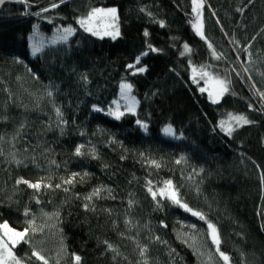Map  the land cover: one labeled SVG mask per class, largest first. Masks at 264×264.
Segmentation results:
<instances>
[{
  "label": "trees",
  "instance_id": "obj_1",
  "mask_svg": "<svg viewBox=\"0 0 264 264\" xmlns=\"http://www.w3.org/2000/svg\"><path fill=\"white\" fill-rule=\"evenodd\" d=\"M96 8H116L117 24L93 35L79 20ZM201 19L206 40L192 27V0H24L0 8V223L43 228L13 247L23 264H43L28 259L34 248L48 264H75L73 254L80 264H224L208 222L230 264H264V0H204ZM62 28L74 29L67 40L30 53L29 38L34 44L37 32ZM116 30L115 39L104 35ZM213 80L228 91L211 94ZM121 82L137 106L116 119L105 110ZM234 116L250 123L238 127ZM166 126L176 139L163 135ZM73 173L80 176L64 184ZM21 178L52 187L35 190L17 184ZM166 180L206 220L154 200L148 182L157 190Z\"/></svg>",
  "mask_w": 264,
  "mask_h": 264
},
{
  "label": "snow or ice",
  "instance_id": "obj_2",
  "mask_svg": "<svg viewBox=\"0 0 264 264\" xmlns=\"http://www.w3.org/2000/svg\"><path fill=\"white\" fill-rule=\"evenodd\" d=\"M4 2H5V0H0V4H3ZM61 2H63V0H61ZM192 4H193V11L196 12V14H197V21L195 23H193L192 27L195 29L196 33L201 36L202 39L206 40V37L204 36V33H203V23H202V19H201V9L204 6V0H192ZM52 7L55 8V7H57V5L55 3H53ZM44 11H47V9H44ZM97 14L108 15V16H111L113 19H115L116 14H117V9L116 8H109V9L96 8V9H93L90 13H88L87 17H85L84 19H81L79 21L81 26L84 27L86 31L93 32V35H98L99 33L93 31V29L91 27H89L88 25L90 24L91 20ZM160 25H161V27H163L164 22L160 21ZM73 31H74V29H72V28L64 29V34L61 35L59 37V39L60 40H67L68 35H70ZM104 35H110V36H112L113 39H115L116 36L119 35V31L118 30H116L115 32L106 31L104 33ZM144 35L145 36L148 35L147 31H145ZM53 43H55V41H53ZM208 47L212 48L211 43L208 44ZM184 49H185V53L191 51L187 44L184 45ZM149 50L150 51H159L158 49L152 48L150 45H149ZM40 51H41V49L39 47L33 46V48H32V54L33 55H36ZM185 53H181V55H184ZM146 54L147 53H143L142 55H146ZM213 55L216 56L215 50H213ZM216 58L219 59L220 57L216 56ZM136 59H137V63H139L140 57H137ZM17 62H21V61H17ZM128 67L133 68V67H135V65H128ZM145 70L146 69L144 67H140V68L136 69L137 72H144ZM193 71L195 72V69H193ZM205 75H207L206 72H201L202 77ZM85 79H86V77H85ZM217 83L221 86L220 87V94H223L224 92L228 91L227 86H226V81L218 80ZM120 87H121L122 93H126L127 90H130L132 86L130 84H127V83H122ZM201 91H204V89H201ZM48 95H51V92H49ZM261 95L264 96V93H261ZM93 107L96 111H103L102 109H98L95 106H93ZM56 111H57L58 115H61L59 109H56ZM127 111L133 112L134 111V105H129L127 107ZM108 115L114 116L116 119H120L124 115V112H121L119 110V107H117L115 110H109ZM231 119L236 121L238 127L242 126L243 124L250 123V121L247 120L244 116H234V117H231ZM137 124H140L141 127H144L145 129L147 128V125L143 124L139 120L137 121ZM221 129L223 131L227 132L229 135H231L232 131H233V129L231 127H225L223 122L221 123ZM164 131L167 134H171V135L175 134L173 132V129L171 128V126L166 127L164 129ZM82 147L83 146H78L75 149L76 155H83V152L81 151ZM141 155H143V154H141ZM121 158L123 159V157H121ZM183 159L184 158L177 160L176 163L177 164L182 163ZM148 162L156 168L161 167V164L155 160H151ZM85 175H87V174L85 173ZM78 176H80L79 173H73L72 176L69 179L63 181V183L71 185L75 182L76 177H78ZM16 183L17 184L24 183V184L28 185L29 188H32L35 190H40L42 186L45 188H51L52 187V185L50 183L49 184H43L42 181H37L35 183H32L30 181L24 180L23 178L17 180ZM163 185H164V187L159 188L157 190H153V188L151 186V181L148 182V189L147 190L152 195L154 200L159 195L161 198L168 199L173 204H176V205L184 208L186 211L191 212L192 215L197 216L199 219L206 220V216L202 212L193 211L191 208L188 207L187 204L183 203L182 198L180 196L179 189L173 184V182L171 180L163 181ZM61 186L62 185H60V184L56 185L57 188H60ZM64 190L68 191L67 188H65ZM100 191H101V189H99V188L95 189L93 191V193L90 196L85 197V199L91 200L93 196H98L100 194ZM157 203L159 205V201ZM85 207L87 208L88 205L86 204ZM28 214H29V212H28V210H26L25 216H27ZM191 227L195 228V225H192ZM0 229L3 230V235L0 236V264H23V261L15 256V254L13 252V247L21 241L28 242L29 237H30V233H36L38 231L43 232V228L38 227L34 220H28L27 226L24 228L23 231H16L14 229H10L7 225V222L0 224ZM208 237L211 239L213 245H215V252L218 254L219 259L222 260L224 262V264H230L229 255L220 251V234H219V231H218L216 225L211 223V222H208ZM185 242H187V241H185ZM105 243L107 244V242H105ZM9 244H11L12 247H9ZM107 247L109 249H112V245H110V244H108ZM33 258L37 261H42L43 264H48V260L45 258V256L42 255L40 251L35 250V248L33 249L31 256L28 259L31 260ZM73 258H74L75 264H80L81 257L79 255L73 254Z\"/></svg>",
  "mask_w": 264,
  "mask_h": 264
},
{
  "label": "rangeland",
  "instance_id": "obj_3",
  "mask_svg": "<svg viewBox=\"0 0 264 264\" xmlns=\"http://www.w3.org/2000/svg\"><path fill=\"white\" fill-rule=\"evenodd\" d=\"M100 9H109V8H100ZM85 17H81V19H84ZM79 20V21H80ZM117 24V15H116V18L113 19L111 16H108V15H104V14H97L90 22V24L88 25L89 27H91L93 29V31H105V30H110V29H113ZM81 25V24H80ZM84 28V27H83ZM64 28L62 29H55L53 30L52 32L50 33H42V32H37V34L39 35V41H35L34 44H35V47H41L45 44H56L58 42H61V41H64V40H60L59 37L61 35H63V30ZM85 29V28H84ZM53 41H55V43H53ZM38 43V45H37ZM34 44L32 43V40H30L29 38V50H30V53L32 54V48L34 46ZM122 83H127V82H121L119 84V87H118V92H117V96L114 100H112L110 106L105 110V112L108 114L109 110H115L117 107H119V110L121 112H129L127 111V107L129 105H134V110L137 106V101L135 99V97L132 95L131 93V89L130 90H127L126 93H122L121 91V84ZM128 84V83H127ZM209 92L211 94H215V93H220V85L217 83V80H213L210 82L209 84ZM111 116V115H110ZM114 117V116H112ZM230 120V119H229ZM229 122V121H228ZM231 123H233L231 121ZM229 123L228 125L230 126ZM228 126V127H229ZM168 127V126H166ZM164 127V129L166 128ZM163 135L166 136V137H169V138H175V135H171V134H167L165 133V131L163 130L162 131ZM181 157V155H179L176 159L179 160ZM72 176V174L68 175V179ZM77 179V177H76ZM24 180H27V181H30L32 183H35L37 181H42V180H36V181H31L29 179H24ZM42 183L44 184V182L42 181ZM0 224H3V223H0ZM8 225V224H7ZM8 227L10 229H14L16 231H23L24 229H19V228H15V227H12L10 225H8ZM3 235V230L0 229V236ZM9 246H12L11 244H9ZM208 261L211 263V264H215L213 258H209Z\"/></svg>",
  "mask_w": 264,
  "mask_h": 264
},
{
  "label": "water",
  "instance_id": "obj_4",
  "mask_svg": "<svg viewBox=\"0 0 264 264\" xmlns=\"http://www.w3.org/2000/svg\"><path fill=\"white\" fill-rule=\"evenodd\" d=\"M24 0H5L3 4H0V8L5 4H22Z\"/></svg>",
  "mask_w": 264,
  "mask_h": 264
}]
</instances>
